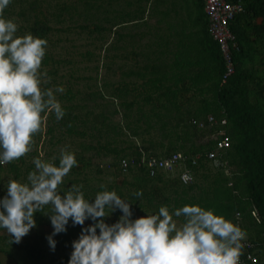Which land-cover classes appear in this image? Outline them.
<instances>
[{"label": "trees", "instance_id": "obj_1", "mask_svg": "<svg viewBox=\"0 0 264 264\" xmlns=\"http://www.w3.org/2000/svg\"><path fill=\"white\" fill-rule=\"evenodd\" d=\"M180 1L171 0V20L165 19L160 11L164 0H11L3 17L7 19L15 10L22 23L18 30L46 40L49 32L76 28L86 30L100 41L105 39L106 32L117 35L106 48L116 51L110 56L112 64L118 56L121 58V65L113 72L119 77L118 83L109 92L112 102L117 99L110 114L120 113L121 121L111 123L109 114L93 110L95 105L85 112L77 111L84 103L74 101L78 91L71 86L57 96L65 110L63 118L57 120L54 114H44L50 122L46 130L51 134L50 145L69 139L78 150L75 153L78 167L71 169L62 191L72 184L83 185L84 196L91 202L97 192L115 190L122 199L132 203L131 211L142 210L151 215L157 214L161 206L173 213L184 205H199L237 223L253 241L256 256L260 254L264 258V0H235L243 6V11L230 24L238 49L231 54L234 70L223 82L225 62L219 44L207 32L204 1ZM48 5L54 10L49 11ZM72 15H76L75 23ZM123 23L130 24L133 32L122 34L113 29ZM139 25L144 28L138 30ZM123 37L126 44L120 48L125 55H117V42ZM83 55L89 57L92 53L86 51ZM122 58L129 63L125 65ZM50 60L56 61L46 52L42 65ZM47 73L55 83L57 69ZM102 83L109 85L108 80ZM86 95L93 100L96 95L104 98L105 93L99 89ZM208 114L218 120L225 117L226 124L218 122L209 128H199L192 123L193 119H206ZM53 132H57L55 141H51ZM225 136L230 145L220 149L217 141ZM76 138L93 139L94 143H77ZM92 149H103L105 155L112 156V174L123 175L119 184L113 179L108 183H91L89 172L103 173L99 164H92L85 155V151ZM60 152L56 146L46 153L53 156L50 160L57 166ZM172 152L183 156L182 167L193 173L192 183L182 184L178 176L171 177L167 172L151 176L143 165L123 173L117 165L123 156L138 162L142 156L162 157ZM208 152L217 154L220 166L211 164ZM31 154L39 157L40 153ZM21 161L22 157L5 166L0 164V170L19 176ZM137 191L142 195H133ZM3 197L0 191V198ZM253 209L257 217L251 214ZM49 211L45 207L44 213ZM120 214L117 209L104 222L114 224ZM178 218L184 221V217ZM34 219L36 225L52 227L48 215L36 212ZM93 223L90 219L79 226L76 238L66 225V231L55 236V249L58 244L64 246L77 240L82 228ZM4 238L9 242L10 237ZM39 240L24 239L17 244L18 249L24 250L28 258L39 260L43 255L40 242L44 238ZM0 252L11 253L1 245Z\"/></svg>", "mask_w": 264, "mask_h": 264}, {"label": "clouds", "instance_id": "obj_2", "mask_svg": "<svg viewBox=\"0 0 264 264\" xmlns=\"http://www.w3.org/2000/svg\"><path fill=\"white\" fill-rule=\"evenodd\" d=\"M10 2L0 0V164L32 151L35 136L44 129L45 113L57 120L65 115L54 94L63 93V87H43L51 83L42 71L47 40L30 33L17 35L18 25L3 17ZM33 164L27 182L9 180L0 198V229H6L9 243H20L36 227L34 214L41 212L49 216L53 236L66 231L69 219L81 226L94 221L73 241L68 264H240L246 232L211 209L184 205L170 213L161 206L157 214L131 219L132 203L115 190L99 191L91 202L83 185L62 191L65 177L78 167L67 148L61 150L58 166L42 157L33 158ZM45 207L49 213H44ZM117 209L122 212L118 221L106 224L104 218ZM181 216L184 221L178 223L174 217ZM47 240L54 250L52 236Z\"/></svg>", "mask_w": 264, "mask_h": 264}, {"label": "rangeland", "instance_id": "obj_3", "mask_svg": "<svg viewBox=\"0 0 264 264\" xmlns=\"http://www.w3.org/2000/svg\"><path fill=\"white\" fill-rule=\"evenodd\" d=\"M47 7L49 11L54 10L49 5ZM72 16L74 18L72 22L75 23L76 15H72ZM7 19L13 20L17 25L22 24L21 17L17 14L15 10H13V12H11V14L8 15ZM77 22L80 21L77 20ZM54 24L55 26L60 25V23H54ZM137 28L138 30H140L144 27L143 25H139ZM25 34L28 33L22 30H18L17 32L18 36H22ZM48 37L49 39L47 40L46 52L49 53L56 61L50 60L47 65H42V71L43 70L52 71L53 68L57 69V73L54 76L56 78L55 83L54 80L51 78V83L49 84L48 88L55 89L56 87H63V89H65L67 86H71L72 89L78 91L76 92V98L74 101L78 103H84L83 104L84 107L78 108L77 111H80L82 113L88 109H92V107H94L95 105L93 110L96 113H98L100 110H103L105 113L109 114L110 115L109 120H111V123H117L118 121H121L120 113L110 114L112 109L115 107V103H117L116 102L117 99L114 102H112L111 97H109V92H111L112 85L118 83L119 77L117 75L114 76L113 74V72L116 70L117 62L115 61L112 64L110 60V56L116 53V51L111 50V48L109 49L106 48L109 45V43L113 42L116 35L112 34L111 32L110 33L106 32L105 39L103 41H100L94 35H90L89 33H87L86 30H81L79 28H76V30L72 29L68 31L62 30L56 32H49ZM86 51L91 52L92 55H90L89 57L84 56L83 53H85ZM106 54L109 56L106 57ZM105 73H108V75L105 76ZM48 76L51 77L49 74ZM104 80H108L109 85L103 86L102 82H104ZM99 89L103 91V93H105L104 98H100L97 95L94 96L95 99L93 100L87 98L86 93L91 91L97 92ZM54 94L57 97L61 93L55 92ZM48 124H50V122L46 119V123L43 131L37 134L34 138L35 143L33 145L32 151L27 155L23 156L22 161L19 162L20 165L18 171L20 173L19 176H16L15 172H10L8 170H0V191L4 193V196L6 195L7 192L6 187L9 180L14 179L22 183L27 182L28 173L34 170L33 158L38 157L31 154L33 153V151H37V152L39 151L40 153L39 157H42L45 160H50L53 158V156L51 155L50 157L47 156L46 153L50 149H54L56 146L57 148H59V150L65 148L69 150L72 149L71 152H73L74 154L78 151L76 149L77 146H75V144H71L72 142L69 139H66V141H63L62 143L56 146H51L49 143L50 142L49 138L51 134H48L46 132ZM53 134L54 137L53 139H51V141H55V138H57V132H53ZM155 134L156 133L154 132V135ZM202 141H205L204 137ZM76 142L77 143L82 142L84 144L85 143L87 144V143H94V140L89 138H82V139L78 138ZM122 145L123 144H121V146ZM157 151L159 153V150ZM85 155L90 158L92 164H99V167L103 170L102 174L89 172V176L91 177L92 184H97L99 182L108 183L112 179L116 183L118 184L120 183L123 175L114 176L112 174V169L109 168L108 166V164H110L113 161L112 156L105 155L103 149L101 151H96L94 149L87 150L85 151ZM3 165L5 166L6 164ZM30 165L31 167L29 168ZM181 168L182 166L179 164V166L176 168L174 172H168V173L172 175L171 177H175L177 172ZM128 178H130V175L128 176ZM146 215H151V214L145 213L142 210H132V217H133L132 219H136ZM174 219H176L178 223H182L181 219H179L178 217H174ZM88 221H90V219H88L87 222ZM79 226L81 225L78 224L74 225L72 223V220L69 219L67 227H69L73 238L77 237V234L79 233L77 232V229ZM52 233H53V227L48 225H36V227L31 229L26 236L22 237L20 243L24 239L38 240L40 238L39 241H41V239L44 238V241L40 242V244H42L43 247L42 258L39 260H34V258H28L24 250L18 249L17 246L18 243L10 244L5 238L3 239V237H9V235L7 234L6 229H0V245L6 247L11 252L10 255L4 252H0L1 264H17L18 260H20L19 264H68L71 253L73 251L72 248L73 241L64 246L62 244L57 243L59 246L56 249L52 250L47 240L48 236H52L53 240L55 239L56 235L53 236ZM34 235L36 236L40 235V237H35ZM23 260H26V263H24ZM263 262H264V258L257 256V261L255 262V264H263Z\"/></svg>", "mask_w": 264, "mask_h": 264}, {"label": "built area", "instance_id": "obj_4", "mask_svg": "<svg viewBox=\"0 0 264 264\" xmlns=\"http://www.w3.org/2000/svg\"><path fill=\"white\" fill-rule=\"evenodd\" d=\"M204 11L207 19V32L213 40H215L220 47L222 57L225 62V72L222 75V82L232 74L234 67L231 60L232 51L238 49V43L236 37L230 28V24L235 16L243 11V6L239 1L235 0H203ZM226 124V118L221 117L218 120L215 116L208 114L206 119H193L192 123L199 128H209L215 123ZM219 134H223L219 132ZM215 137V136H213ZM230 141L225 136L217 141V147L220 149H226L229 147ZM183 156L181 153L172 152L165 156H142L140 161L136 162L133 157L123 156L118 160V168L121 172L128 171L129 168L143 165L147 168L148 173L151 176L161 172H174L179 164L182 166ZM207 159L211 161L215 167L220 166L218 156L214 152L207 153ZM195 160L193 161V163ZM111 168L110 164H108ZM177 176L182 184L192 183L194 180L193 173L188 169L182 167L178 172ZM254 217H257L255 209L251 211ZM239 214L236 213V217ZM237 224V223H236ZM262 238L264 239V232H262ZM244 248L240 257V264L255 263L257 261L256 250L253 241L246 235V239L242 241Z\"/></svg>", "mask_w": 264, "mask_h": 264}, {"label": "crops", "instance_id": "obj_5", "mask_svg": "<svg viewBox=\"0 0 264 264\" xmlns=\"http://www.w3.org/2000/svg\"><path fill=\"white\" fill-rule=\"evenodd\" d=\"M178 2H181L180 0H177ZM146 5H149V3L148 4H146ZM168 9V10H167ZM160 11H162V13H164V15H165V19H169V20H171V18H172V15H173V13H172V5H171V0H164V3L160 6ZM146 13H147V10H146ZM168 14V18H166V15ZM147 14H145V16H146ZM123 25V26H122ZM161 26H165V24L164 23H161ZM116 27V28H115ZM115 27H113V29H116L117 30V32L119 33V32H121L122 34H130L131 32H133V30H132V27L130 26V24H128V23H123V24H121V25H116ZM112 34H115L114 32H112ZM116 35V34H115ZM116 37H117V35H116ZM128 39V38H127ZM118 44V50H117V55H120V53L122 54V52H123V50H122V48H120V46H122L123 44H126V37H123L121 40H119L118 42H117ZM122 55H125V54H122ZM123 59V63L126 65L127 63H129L127 60H125L124 58H122ZM116 62H117V66H120L121 65V58L118 56V59L116 60ZM168 173V172H167ZM167 175H169V176H172L171 174H167ZM176 176H177V174H176ZM181 222H183V221H181ZM250 234L251 235H253L252 234V232H250ZM247 236H248V234H247ZM257 254V253H256ZM259 257H261L260 256V254L258 255Z\"/></svg>", "mask_w": 264, "mask_h": 264}]
</instances>
